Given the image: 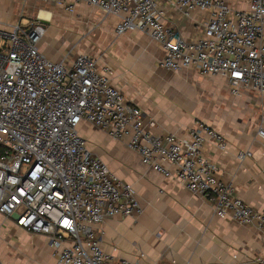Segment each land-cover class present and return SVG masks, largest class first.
I'll list each match as a JSON object with an SVG mask.
<instances>
[{"label":"built area","instance_id":"obj_1","mask_svg":"<svg viewBox=\"0 0 264 264\" xmlns=\"http://www.w3.org/2000/svg\"><path fill=\"white\" fill-rule=\"evenodd\" d=\"M54 1L70 16L84 3L116 17L118 36L142 31L163 48V68L224 77L234 96L257 92L264 112V0H247L238 10L226 0ZM172 8L202 20V33L182 38L167 17ZM22 18L0 27L1 217L48 237L58 264H146L144 253L118 260L102 248L106 220L143 210L135 187L89 149L79 130L88 123L125 141L142 165L207 198L218 217L264 230V212L233 197L218 166L202 154L209 143L228 148L219 131L198 120L185 136L152 133L141 109L113 85L109 66L100 68L86 53L52 61L38 48L46 21ZM258 135L264 137L262 128ZM240 264H264V254Z\"/></svg>","mask_w":264,"mask_h":264},{"label":"crops","instance_id":"obj_2","mask_svg":"<svg viewBox=\"0 0 264 264\" xmlns=\"http://www.w3.org/2000/svg\"><path fill=\"white\" fill-rule=\"evenodd\" d=\"M50 1L54 2L49 0L45 4ZM226 2L238 10L246 7L248 1ZM8 10L0 2V15ZM193 15L185 16L175 8L167 13L187 41L203 31L202 20L197 21ZM8 18L13 22L6 25L0 21V27L21 21L15 20L13 13ZM113 20L117 25V18ZM112 30L110 26L105 31L108 37ZM132 32L121 35L110 50H97V55L87 51L77 54H90L98 59L100 68H111L113 85L141 109L145 125L152 133L185 136L198 120L219 131L227 139L228 148L219 151L209 143L202 149L203 156L218 166L217 177L231 186L233 197L264 212V137L258 135L261 128L264 130V112L258 93L244 91L234 96L224 77H202L190 69L167 70L161 66L165 57L163 48L150 37ZM46 44L43 37L39 51L54 62L61 61ZM151 64L157 65L156 70L150 69ZM97 142L100 151L97 150V155L91 151L123 182L135 187L143 210L139 216L105 221L102 226L105 253L128 261L144 253L146 264H240L246 258L264 254V230L257 225L218 217L207 198L142 165L139 155L125 141L114 140L100 131ZM102 149L123 165L109 163L103 158ZM240 151L250 152L251 156L239 159ZM0 261L58 264L48 237L24 231L13 220L1 216Z\"/></svg>","mask_w":264,"mask_h":264},{"label":"rangeland","instance_id":"obj_3","mask_svg":"<svg viewBox=\"0 0 264 264\" xmlns=\"http://www.w3.org/2000/svg\"><path fill=\"white\" fill-rule=\"evenodd\" d=\"M0 2L6 4L9 8L6 11L7 13L5 12L3 16L0 15V21L6 25L13 22V20L11 21L12 18H8L11 16V13L14 14L15 20L23 17L22 21L26 23L28 18L41 16L42 11L49 12L50 18L45 22L47 32L44 39L49 44H46V47L58 55L57 57H60V59L66 56L72 58L78 52L83 51L97 55V50H110L119 41L120 36L115 31L116 25H114V17L111 15L105 16L99 10L88 4H83L75 15L70 16L55 1H50L48 4L43 2L38 3L37 1L32 2L31 0H1ZM110 26L113 30L110 31L112 33L108 37L105 31ZM133 32L150 37L142 31ZM151 58L154 57L151 55ZM156 66L151 64L150 69L156 70ZM79 130L85 136L89 149L97 155V150L100 151L99 148H101L98 145L99 142H97V133H100V130L88 123L81 125ZM102 150L105 151L104 149ZM98 155L101 157L102 153L99 152ZM103 156L109 163H117L120 167L123 165V162L114 158L111 153L105 151Z\"/></svg>","mask_w":264,"mask_h":264},{"label":"bare ground","instance_id":"obj_4","mask_svg":"<svg viewBox=\"0 0 264 264\" xmlns=\"http://www.w3.org/2000/svg\"><path fill=\"white\" fill-rule=\"evenodd\" d=\"M48 17H49V12H46V11L41 12V19L49 20Z\"/></svg>","mask_w":264,"mask_h":264},{"label":"water","instance_id":"obj_5","mask_svg":"<svg viewBox=\"0 0 264 264\" xmlns=\"http://www.w3.org/2000/svg\"><path fill=\"white\" fill-rule=\"evenodd\" d=\"M13 218L16 219V220L19 219V217H17V215H14Z\"/></svg>","mask_w":264,"mask_h":264}]
</instances>
